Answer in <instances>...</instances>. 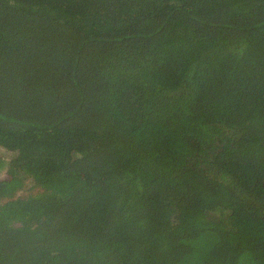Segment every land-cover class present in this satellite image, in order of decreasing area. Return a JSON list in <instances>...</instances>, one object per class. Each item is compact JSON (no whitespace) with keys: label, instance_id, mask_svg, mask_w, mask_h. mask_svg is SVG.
<instances>
[{"label":"trees","instance_id":"16d2710c","mask_svg":"<svg viewBox=\"0 0 264 264\" xmlns=\"http://www.w3.org/2000/svg\"><path fill=\"white\" fill-rule=\"evenodd\" d=\"M4 169L0 264H264V0H0Z\"/></svg>","mask_w":264,"mask_h":264},{"label":"rangeland","instance_id":"374dc122","mask_svg":"<svg viewBox=\"0 0 264 264\" xmlns=\"http://www.w3.org/2000/svg\"><path fill=\"white\" fill-rule=\"evenodd\" d=\"M2 152V151H1ZM7 171L4 169L3 171H0V178H5L7 177Z\"/></svg>","mask_w":264,"mask_h":264}]
</instances>
